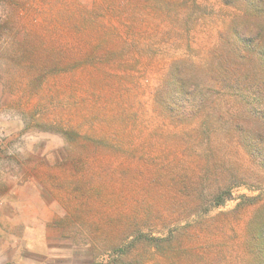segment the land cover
Here are the masks:
<instances>
[{"label":"rangeland","instance_id":"1","mask_svg":"<svg viewBox=\"0 0 264 264\" xmlns=\"http://www.w3.org/2000/svg\"><path fill=\"white\" fill-rule=\"evenodd\" d=\"M233 33L264 45V0H0V264H264Z\"/></svg>","mask_w":264,"mask_h":264},{"label":"trees","instance_id":"2","mask_svg":"<svg viewBox=\"0 0 264 264\" xmlns=\"http://www.w3.org/2000/svg\"><path fill=\"white\" fill-rule=\"evenodd\" d=\"M236 30V29H233ZM242 29H238L241 32ZM237 31V30H236ZM223 55L219 57L223 73L221 78L225 82H236L239 85L246 84L248 76L242 74V68L245 69L249 62L253 61L256 71L264 72V45L259 49L251 45L249 38L243 33L227 36L223 40ZM259 78V75H257ZM182 83V82H181ZM180 83V86H181ZM261 139V137H259ZM251 139L250 142H254ZM221 200H217L220 203Z\"/></svg>","mask_w":264,"mask_h":264}]
</instances>
